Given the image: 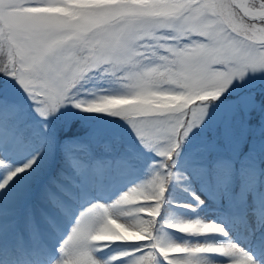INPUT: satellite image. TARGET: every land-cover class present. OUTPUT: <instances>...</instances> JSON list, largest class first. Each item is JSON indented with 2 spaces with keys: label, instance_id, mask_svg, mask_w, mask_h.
I'll list each match as a JSON object with an SVG mask.
<instances>
[{
  "label": "snow or ice",
  "instance_id": "1",
  "mask_svg": "<svg viewBox=\"0 0 264 264\" xmlns=\"http://www.w3.org/2000/svg\"><path fill=\"white\" fill-rule=\"evenodd\" d=\"M249 72H264V0H103L94 5L0 0V74L11 78L0 81V225L14 185L23 179L31 187L46 174L53 144L48 137L16 162L14 153L27 143V126L8 91L15 81L43 132L69 106L107 114L123 118L141 145L161 158L149 179L110 203L95 202L80 211L52 264H215L211 255L223 257L225 264H264V215L247 223L251 250L233 243L180 245L156 234L184 138L201 121L206 102ZM93 77L120 91L82 94L88 91L82 82ZM236 99L246 123L264 118V93ZM65 155L76 166L74 173L61 166L39 185L40 201L62 212L87 194L85 179L99 184L108 174V165L99 162L85 171L80 157L91 159L90 150ZM193 199L204 203L195 193ZM181 207L195 210L192 204ZM26 223L31 226L30 215ZM168 227L191 235L226 234L222 225L199 219ZM124 231L133 235L125 237ZM117 241L135 243L108 257L95 254Z\"/></svg>",
  "mask_w": 264,
  "mask_h": 264
},
{
  "label": "rangeland",
  "instance_id": "2",
  "mask_svg": "<svg viewBox=\"0 0 264 264\" xmlns=\"http://www.w3.org/2000/svg\"><path fill=\"white\" fill-rule=\"evenodd\" d=\"M101 2H103V0H85V3L82 4L80 0H72V3L75 5H94ZM55 11L61 12L65 15L69 14L68 10L65 9H57ZM2 79L11 80L10 77L0 74V80ZM11 83L12 86L9 87L8 91L13 99L16 100L18 98L16 97V91L18 90L19 86L15 84V81H11ZM83 83L85 82H82V84ZM116 91H118V89ZM254 93H264V72L247 73L244 78L234 80L233 85H230L229 88L226 89L216 100L207 101L205 105L204 115L199 124L209 122L210 124L216 125V123H220V134L222 136L228 135V137H230L231 131H229V129H231L232 125H234V129L237 128L234 130L235 133L236 130L238 131V129L242 127V124L246 119L238 110V100L236 98L241 95H250ZM77 113L79 112H77L70 106L66 107L64 109H61L60 113L56 117V121L58 125L62 127H64L66 124L67 126H70L73 124ZM110 118H112V116H110ZM110 121L112 123L108 125L107 130H111L112 128L123 130L126 136V140L130 146L138 150H146L137 139L135 131L123 118L114 117ZM255 127L256 125H254V128ZM255 129L261 130V128ZM256 130L254 132H257ZM263 132L264 130L261 133ZM31 136L32 139L35 138L34 135ZM62 154L65 157L64 161L62 162L65 169L68 171V173H74L76 166L68 160L65 155V151ZM14 155L16 162L19 163L28 154L15 152ZM49 169H51L50 165L49 167H47V170ZM228 179L229 177L217 178L218 189L216 191V194L218 197L216 202H210L205 197L206 193L208 192V187L204 185L201 177L197 176L189 186L192 188L193 193H195L200 197V199L204 201V203L202 204H197L196 202V205L198 207V214L196 216H192L188 214L176 213L174 215V219L170 222H167L168 225H175L199 219L203 222H211L217 225H222L226 234L222 235L213 233L210 237H207L206 234L193 235V237L189 239L175 237L166 233H164L162 236L161 234H158V236L162 237L167 242H172L180 245L220 246L233 243L241 249L251 250V245L247 236V223L250 222V218H259L264 215V209L261 211L256 208L254 202V184L252 182H245L239 194L241 196V204L244 206L246 211V226L239 225L236 231L234 230V228H229L227 223L228 221L226 220L227 204L224 203V201L229 200L228 185L230 184V182ZM131 186H134V184L121 187L112 186L111 193L104 194L102 193V191L105 189V184L104 181H101L99 184L89 185L92 193L91 198L85 200H83V197L78 198L75 202L70 204L66 211L62 212L56 207L49 204V209H51L58 218L57 226L54 225L53 222L49 219H45V216L37 209V207L30 204L29 199L25 207V211L23 212V215L19 221L20 226L17 227L19 206L26 199L27 193L32 187L27 186L26 181L23 179L21 181H18L17 184L13 187L11 196L5 199L3 205V219L2 225H0V245L7 239L9 234L13 235V237L12 239L10 238L12 241L8 240L4 247H0V254H6L2 261V264H52V261L55 260L58 256L57 248L66 238L71 227L74 225L75 219L80 211L87 208L89 204L95 202L105 204L110 203ZM167 187L172 188L173 184L169 182ZM36 197L39 198V194ZM262 198L264 201V195L262 196ZM190 203L192 204V201L189 202L188 200H185L182 204ZM32 209L35 210L37 218L40 221L44 222L42 236L49 241L51 249H46L42 245V249H46L43 254L39 253L38 250L35 251L33 249H30L27 253L28 255L30 254V259H28V255L22 250V242H25L27 245H31L33 243L34 235H38L37 229L34 227L33 216L31 213ZM29 215L31 216L32 220L31 226L26 223V217H28ZM123 235L125 237H128L133 234L124 231ZM49 250L52 252H49ZM121 251L122 247H120V252ZM13 252L15 254H12ZM103 252L104 249L96 252L95 254H101ZM111 255L115 254L109 252L105 255H100L99 257H108ZM212 256L213 255H211L209 259L215 262V264H225L223 257L219 255H214L213 257ZM11 257H13V259H11ZM115 264H120V262L117 261L115 262Z\"/></svg>",
  "mask_w": 264,
  "mask_h": 264
},
{
  "label": "trees",
  "instance_id": "3",
  "mask_svg": "<svg viewBox=\"0 0 264 264\" xmlns=\"http://www.w3.org/2000/svg\"><path fill=\"white\" fill-rule=\"evenodd\" d=\"M80 2L83 4L85 0ZM16 94L18 98L15 102L20 107V118L27 126L26 131L35 135L40 143L51 137L53 141L49 149L51 163L56 158L59 166H64L62 163L65 159L62 154L64 151L82 154L90 150L92 158L81 155V164L87 160L93 161L108 156L118 163L122 162L125 172L130 173L131 178H138L139 182L149 179L159 170L158 164L161 158L153 151L138 150L130 146L123 130L117 128L107 130L108 125L112 123L110 120L114 117L110 118L102 113L79 112L72 125L62 127L58 125L56 118H53L48 122L47 132H43L42 122L32 111L27 96L20 88ZM245 120L235 133L234 130L237 128L234 129L232 125L230 137L220 134V123L216 125L209 122L200 123L189 130L175 157L176 167L173 171L177 174V178L170 181L173 184L172 188L167 187L160 217L164 218L167 214L169 217L171 211L172 214L177 213L173 206L180 205L184 200L196 202L189 185L197 176L201 177L204 185L210 190L214 189L215 177L219 175L229 176L236 187L241 185L240 177L243 175L248 180H256L257 183L264 184V132L261 133L264 130V118H259V123H246ZM254 125L261 130H256ZM255 130L257 132H254Z\"/></svg>",
  "mask_w": 264,
  "mask_h": 264
}]
</instances>
